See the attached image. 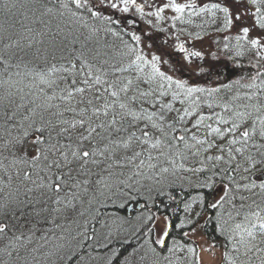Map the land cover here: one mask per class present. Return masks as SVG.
<instances>
[{"label": "snow or ice", "instance_id": "1", "mask_svg": "<svg viewBox=\"0 0 264 264\" xmlns=\"http://www.w3.org/2000/svg\"><path fill=\"white\" fill-rule=\"evenodd\" d=\"M209 209L264 264V0H0V264H203Z\"/></svg>", "mask_w": 264, "mask_h": 264}, {"label": "rangeland", "instance_id": "2", "mask_svg": "<svg viewBox=\"0 0 264 264\" xmlns=\"http://www.w3.org/2000/svg\"><path fill=\"white\" fill-rule=\"evenodd\" d=\"M178 2H183V0H178ZM170 24V22H169ZM169 25L165 24L164 27L167 28ZM140 28H142L144 31H149L150 29L148 28V26L145 23H141L139 25ZM169 35V33L165 32V33H161V34H153L151 40H145V45H147L148 43H152V47L151 48H146V52L148 53H155L157 55H161L162 58L164 60H168L169 59V55L168 53L171 52L170 43H174L175 41H168L166 38ZM181 39H184L183 36H181ZM217 37L212 36L211 38L205 39L203 43H197L195 45L196 49H202L205 51L206 53V60L205 61H199V60H195L193 64L189 65L188 67H186L184 69V75H191V70L196 68V65L198 64H203L204 67H208L209 65H215L217 68H221L223 75L220 76V79H224L227 78V76L225 74H227L225 72V70L222 68V66H225V64L228 65V69L232 72H234L233 77H235L236 75H239V71H233L232 69V62L227 61V55L228 53H224V52H218V48L215 44H213V41L216 40ZM222 43L223 41H221V47H222ZM232 43H235V41L233 40ZM212 52H218L219 55V60H213L211 53ZM177 58L175 56H172V62L175 63V60ZM223 62H220V61ZM246 62V61H245ZM165 70H167V68L169 67L168 65H165ZM229 75H231V72H228ZM193 79H196V77H192ZM199 224L202 226L201 222H199ZM189 229H187L186 231H188ZM192 240H194L196 242V244L198 246L201 247V249L203 248V246L206 243H211V241H209L206 236L203 234V232H198L196 235L191 236L190 237ZM219 250L220 247H217L214 251H215V256H213V254L211 252H204L201 250V257H202V261L203 264H216V260L219 258Z\"/></svg>", "mask_w": 264, "mask_h": 264}, {"label": "trees", "instance_id": "3", "mask_svg": "<svg viewBox=\"0 0 264 264\" xmlns=\"http://www.w3.org/2000/svg\"><path fill=\"white\" fill-rule=\"evenodd\" d=\"M199 23V20L198 19H195L194 18V24L192 26H190V30L192 31H198L199 29H197L195 27V24H198ZM235 44V43H233ZM220 62H223L222 60ZM219 68V67H218ZM223 68V66H222ZM221 69V68H219ZM131 202H134L136 203V201H131ZM142 202V201H141ZM130 203V202H129ZM171 207L172 208H175L176 207V204L175 203H172L171 204ZM156 209H153V211H155ZM161 213L163 214H166V215H173L174 219L175 217H178L180 216L182 213L180 212H177L175 214L171 213L170 209L169 210H165L164 208H161L160 209ZM137 211H134L132 212L130 215L131 216H134L136 214ZM207 216L203 217V218H200L199 222H201L202 226H203V234L206 236V238L209 240V241H213L215 240L216 243H217V247H220L223 245L224 241H223V237H221L218 233L215 232V225H214V221L213 222H209L210 218L212 215H214V213H212V211L209 209L207 210ZM122 214L123 215H127L126 214V209L122 211ZM176 222H178V220H176ZM187 230V228L185 229ZM176 232H179V230H176ZM176 232H174L173 234L175 235Z\"/></svg>", "mask_w": 264, "mask_h": 264}, {"label": "water", "instance_id": "4", "mask_svg": "<svg viewBox=\"0 0 264 264\" xmlns=\"http://www.w3.org/2000/svg\"><path fill=\"white\" fill-rule=\"evenodd\" d=\"M142 203V202H141ZM132 210H139V204H134V203H130L128 206H127V212L130 213V211Z\"/></svg>", "mask_w": 264, "mask_h": 264}]
</instances>
